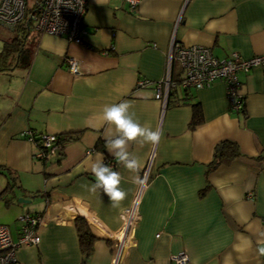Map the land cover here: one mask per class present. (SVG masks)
Listing matches in <instances>:
<instances>
[{"label": "crops", "instance_id": "1", "mask_svg": "<svg viewBox=\"0 0 264 264\" xmlns=\"http://www.w3.org/2000/svg\"><path fill=\"white\" fill-rule=\"evenodd\" d=\"M85 2L79 41L33 29L29 66L0 72V167L6 169L0 193L10 183L15 195L5 207L14 220L0 219V225L15 242L19 216L41 217L39 243L17 247L15 264H111L123 210L145 173L138 220L118 264H172L170 256L180 251L187 264H264L258 253L264 246V69L237 74L244 97L238 113L228 110L221 81L184 90L176 83L183 77L177 61L169 77L179 104L166 106L154 97V84L164 87L172 39L183 47H207L218 59L232 52L244 59L263 55L264 0H141L133 13L124 0ZM69 58L79 75L70 73ZM140 80L149 84L139 87ZM125 100L141 124L163 132L158 145L130 143L140 163L136 172L105 148L115 130L103 122V108ZM195 103L202 120L190 128ZM28 130L72 139L40 160L39 144L22 135ZM222 141L235 143L239 155L209 170ZM97 153L122 176L127 195L117 207L102 190H88ZM76 217L86 220L95 238L87 259Z\"/></svg>", "mask_w": 264, "mask_h": 264}, {"label": "built area", "instance_id": "2", "mask_svg": "<svg viewBox=\"0 0 264 264\" xmlns=\"http://www.w3.org/2000/svg\"><path fill=\"white\" fill-rule=\"evenodd\" d=\"M0 0V26L12 30L30 13L33 29L38 33H46L55 36H63L70 41H79L83 34L82 21L86 12L85 0ZM129 12L137 8L141 0H124ZM173 61H177L183 71V77L178 83L184 89H202L210 86L215 81H221L225 86V95L228 110L238 113L243 110V95L240 93V82L237 74L248 72L253 67L264 69V54L255 55L248 59L241 58L236 52L230 53L227 58L218 59L212 55L207 47L190 46L183 47L172 39L168 56V71L163 83L154 84L156 99L166 101L170 88L176 83L170 81L169 70ZM67 66L71 74L79 75L78 63L73 59H67ZM75 69V71H73ZM145 80L138 81L139 87L147 86ZM28 141H34V133L25 131L22 134ZM39 151L36 158L46 160L52 152L59 150L55 135L39 134ZM105 164L114 169V162L106 159ZM147 174H144V183H140L130 207L123 210V227L121 233L112 243L111 264H118L125 238L130 233L138 220L137 208L141 193L146 186ZM41 221L39 215L24 214L18 217L20 234L14 242L11 239L8 227L0 225V264H15V249L19 246H35L40 237L38 227ZM172 264H187L188 255L180 251L170 256Z\"/></svg>", "mask_w": 264, "mask_h": 264}, {"label": "clouds", "instance_id": "3", "mask_svg": "<svg viewBox=\"0 0 264 264\" xmlns=\"http://www.w3.org/2000/svg\"><path fill=\"white\" fill-rule=\"evenodd\" d=\"M75 71V69H73ZM103 122L114 127V133L105 138V148L119 165L129 171L136 172L140 167L139 160L129 152L130 143L158 145L163 132L159 128L153 129L151 125L141 124L131 101H121L106 105L102 111ZM89 159H92L89 154ZM91 173L95 177L88 190L92 193L97 190L109 198L110 204L117 207L125 200L127 193L121 188L122 176L120 172L104 163L103 154L97 153L91 164ZM144 183V180H140ZM258 253L264 256V246L258 248Z\"/></svg>", "mask_w": 264, "mask_h": 264}, {"label": "trees", "instance_id": "4", "mask_svg": "<svg viewBox=\"0 0 264 264\" xmlns=\"http://www.w3.org/2000/svg\"><path fill=\"white\" fill-rule=\"evenodd\" d=\"M32 19L30 18V13H26L23 20L12 29L13 36L4 41L2 48L0 49V72L11 71L15 68H27L31 60V48L27 44V39L33 30ZM180 81H176V83ZM184 90H187L184 89ZM175 89H169L166 106L177 105L178 100H176ZM244 100V97H243ZM244 109V104L243 108ZM202 115L201 109L197 103L192 105V117L189 123L190 128L196 127L201 123ZM38 135L34 134V142L39 144L40 140L37 138ZM57 138V143L60 144V148L72 139L71 135H55ZM239 155L238 148L235 143L231 141H222L214 147L213 157L210 161L208 168L213 170L220 165L229 163L232 159ZM114 170V169H113ZM6 169L0 167V175H4ZM14 178H10L12 180ZM37 195V193H34ZM15 198L13 193V186L7 183L6 187L0 193V200H2L5 206L9 205L10 201ZM74 226L77 233L79 249L83 254L84 259H87L93 251V243L95 241L86 220L82 217H76L74 219Z\"/></svg>", "mask_w": 264, "mask_h": 264}, {"label": "rangeland", "instance_id": "5", "mask_svg": "<svg viewBox=\"0 0 264 264\" xmlns=\"http://www.w3.org/2000/svg\"><path fill=\"white\" fill-rule=\"evenodd\" d=\"M30 3L32 2V0L29 1ZM31 33V32H30ZM12 36V32L0 27V49L2 48V44H3V40H6L8 37ZM178 66V64H176ZM5 204L2 200H0V219H11L12 218V211L9 209L7 210L5 208ZM14 220V217L9 221V224L12 223V221Z\"/></svg>", "mask_w": 264, "mask_h": 264}, {"label": "water", "instance_id": "6", "mask_svg": "<svg viewBox=\"0 0 264 264\" xmlns=\"http://www.w3.org/2000/svg\"><path fill=\"white\" fill-rule=\"evenodd\" d=\"M17 202L18 203H28V202H30L29 200H25V199H23V198H19L18 200H17Z\"/></svg>", "mask_w": 264, "mask_h": 264}]
</instances>
